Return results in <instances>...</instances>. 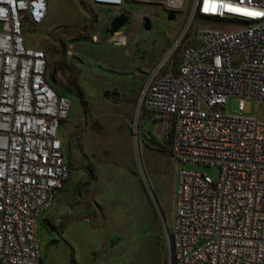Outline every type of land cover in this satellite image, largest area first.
<instances>
[{"label": "built area", "instance_id": "built-area-1", "mask_svg": "<svg viewBox=\"0 0 264 264\" xmlns=\"http://www.w3.org/2000/svg\"><path fill=\"white\" fill-rule=\"evenodd\" d=\"M125 2L91 0L114 9ZM47 12V0H0V264H45L39 218L70 174L59 128L71 100L50 82L46 54L23 36ZM202 17L235 25L197 24ZM192 26L195 43L177 64L168 57L157 65L138 101L139 116L155 120L162 151L185 165L169 264H264V119L245 113L250 99L264 104V0H195L170 56ZM202 166L217 167V179Z\"/></svg>", "mask_w": 264, "mask_h": 264}, {"label": "rangeland", "instance_id": "rangeland-1", "mask_svg": "<svg viewBox=\"0 0 264 264\" xmlns=\"http://www.w3.org/2000/svg\"><path fill=\"white\" fill-rule=\"evenodd\" d=\"M47 2L43 23L26 27L25 45L46 54L49 75L56 73V90L70 98L71 109L59 128L69 178L39 218L44 263L169 264L166 227L171 231L178 171L185 165L162 151L155 120L139 116L138 101L157 65L168 57L177 64L183 47L195 43L192 26L170 56L195 0H187L174 20L159 3L127 0L114 9L91 0ZM122 12L130 21L110 37L109 23ZM196 23L235 25L204 18ZM78 38L94 41L70 43ZM233 104L231 99L230 110ZM245 113L264 119V104L250 99ZM200 170L219 176L215 166Z\"/></svg>", "mask_w": 264, "mask_h": 264}, {"label": "water", "instance_id": "water-1", "mask_svg": "<svg viewBox=\"0 0 264 264\" xmlns=\"http://www.w3.org/2000/svg\"><path fill=\"white\" fill-rule=\"evenodd\" d=\"M169 20H174L176 18V13L171 12L168 16ZM130 21V16L126 12H122L119 15L115 16L109 26V35L112 37L115 33H117L119 30L124 28ZM151 21L149 18L145 20L144 27L149 30L151 29ZM94 40L92 38H78L73 39L70 41V43H78V42H85V43H92ZM166 237H167V243H168V250H169V257H171V238H170V229L166 227Z\"/></svg>", "mask_w": 264, "mask_h": 264}, {"label": "crops", "instance_id": "crops-1", "mask_svg": "<svg viewBox=\"0 0 264 264\" xmlns=\"http://www.w3.org/2000/svg\"><path fill=\"white\" fill-rule=\"evenodd\" d=\"M108 8H110V7H108ZM116 38H118V40L119 39H121L122 41H124V43H126V37H123V36H121V35H119V33L115 36ZM135 68H136V66H134ZM141 71V70H140ZM50 82H51V80H50ZM52 85L56 88V89H58L57 87H56V85H55V83H53L52 82ZM60 93V92H59ZM63 95H65V94H63ZM65 96H67V95H65ZM68 97V96H67ZM45 214V213H44ZM43 215V214H42ZM41 215V216H42ZM46 219V215H45V217H44V220ZM40 220V219H39Z\"/></svg>", "mask_w": 264, "mask_h": 264}, {"label": "trees", "instance_id": "trees-1", "mask_svg": "<svg viewBox=\"0 0 264 264\" xmlns=\"http://www.w3.org/2000/svg\"><path fill=\"white\" fill-rule=\"evenodd\" d=\"M202 18H204V19H213V18H205V17H202ZM48 77H49V80H51V83L53 82V83H56V73H52L51 75H49V73H48Z\"/></svg>", "mask_w": 264, "mask_h": 264}, {"label": "flooded vegetation", "instance_id": "flooded-vegetation-1", "mask_svg": "<svg viewBox=\"0 0 264 264\" xmlns=\"http://www.w3.org/2000/svg\"><path fill=\"white\" fill-rule=\"evenodd\" d=\"M109 26H110V23H109Z\"/></svg>", "mask_w": 264, "mask_h": 264}, {"label": "bare ground", "instance_id": "bare-ground-1", "mask_svg": "<svg viewBox=\"0 0 264 264\" xmlns=\"http://www.w3.org/2000/svg\"><path fill=\"white\" fill-rule=\"evenodd\" d=\"M124 37V36H123Z\"/></svg>", "mask_w": 264, "mask_h": 264}]
</instances>
